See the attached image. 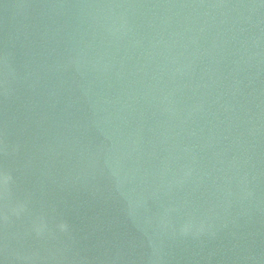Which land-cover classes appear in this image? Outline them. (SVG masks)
I'll return each instance as SVG.
<instances>
[{"label":"water","instance_id":"water-1","mask_svg":"<svg viewBox=\"0 0 264 264\" xmlns=\"http://www.w3.org/2000/svg\"><path fill=\"white\" fill-rule=\"evenodd\" d=\"M0 264H264V0H0Z\"/></svg>","mask_w":264,"mask_h":264}]
</instances>
